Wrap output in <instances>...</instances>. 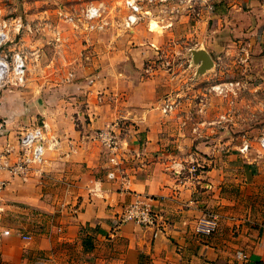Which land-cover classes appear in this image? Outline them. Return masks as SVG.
I'll use <instances>...</instances> for the list:
<instances>
[{
	"label": "crops",
	"instance_id": "crops-1",
	"mask_svg": "<svg viewBox=\"0 0 264 264\" xmlns=\"http://www.w3.org/2000/svg\"><path fill=\"white\" fill-rule=\"evenodd\" d=\"M249 6L246 26L234 22L221 33L248 36L238 50L264 65V0H250ZM223 55H217L219 66L227 59ZM77 58L104 67L121 60ZM98 74L68 80L76 88L66 95V115L78 122L47 139L40 173L24 180L0 168V178L7 180L0 190V264H264V154L253 153L252 146L240 152L246 138L228 134L222 118L219 128L208 120L203 137L166 132L170 113L157 106L177 86L178 75L164 78L156 69L138 80H110L105 89L113 94L99 95L105 83ZM248 83L264 88L257 76ZM118 118L128 124L114 151L101 145L96 131L109 124L116 130ZM9 144L15 147L11 162L17 140L0 136V154ZM192 161L194 171L188 169ZM112 170L116 178L108 176ZM138 194L154 198L164 216L162 230L117 222ZM212 218L213 231L198 230Z\"/></svg>",
	"mask_w": 264,
	"mask_h": 264
},
{
	"label": "rangeland",
	"instance_id": "rangeland-1",
	"mask_svg": "<svg viewBox=\"0 0 264 264\" xmlns=\"http://www.w3.org/2000/svg\"><path fill=\"white\" fill-rule=\"evenodd\" d=\"M89 1L0 0V31L7 33L0 43V59L11 63L9 71L0 77L3 139L17 140L22 130L42 123H46L47 136L52 137L68 123L78 122L66 115L71 104V97H67L68 102L66 95L73 88L67 79L70 72L75 82L85 79L89 72H98L105 83L97 88L98 94L109 95L114 90L105 89L108 81L138 80L142 74L159 69L164 78L178 75L179 81L173 90L165 91L162 100L177 101V107L164 114L166 132L203 137L207 121H215L219 128L218 119L222 118L228 134H243L253 143V153L264 154L259 147L264 136V88L248 83L253 76L264 79V65L253 64L246 50H238L240 39L248 36L234 31L221 33L228 24L246 26L251 21L247 16L250 0H144L140 21L131 28L125 24L126 0H99L102 14L93 29L80 15ZM55 31L62 35L58 42ZM199 49L211 54L212 66L201 68V61L194 57ZM16 53L26 64L22 76L17 74ZM219 53L227 57L220 66ZM90 54L121 60L109 61L105 67L101 63L89 67V62L77 58ZM141 58L140 66L137 62ZM113 123L119 126L115 130L119 139L128 123L124 125V118ZM108 127L113 128L112 124Z\"/></svg>",
	"mask_w": 264,
	"mask_h": 264
},
{
	"label": "built area",
	"instance_id": "built-area-1",
	"mask_svg": "<svg viewBox=\"0 0 264 264\" xmlns=\"http://www.w3.org/2000/svg\"><path fill=\"white\" fill-rule=\"evenodd\" d=\"M97 1V2H95ZM142 1L144 0H126L125 6L127 7V14L125 16V24L127 27H132L136 23L140 21L141 18V8H142ZM152 1V0H148ZM103 3L99 0H91L86 2V4L82 7L80 11L81 17L88 23V28L93 29L95 27L94 21L97 18H100L102 14ZM72 19V18H69ZM22 23H19L21 26ZM56 32V31H55ZM60 32L57 31L54 33V40L60 41L61 40ZM4 37H7V33L5 31H0V43ZM14 62H16V70L17 74L23 75L26 71V64L22 60L19 53L15 54ZM2 60V59H0ZM7 61L10 67V62ZM68 80L74 79V73L70 72ZM177 107V101L171 100L170 98L165 99L164 103L162 104L163 112H170L173 111ZM5 125L1 121L0 122V131L3 133ZM96 137L100 140V142L105 145L107 148L111 150H116L119 144V139L115 133L114 128L105 127L100 128L96 131ZM46 133V123L36 124L34 126L28 127L22 130L17 138V147H16V156L13 161L10 162L9 155L15 148L12 145H8L0 154V159L3 157V160L0 162V168L2 166L6 167L14 176H18L24 180H27L31 177L32 173L37 172L40 173V164L42 163L46 149L48 147V139ZM259 147L261 151L264 152V136L259 141ZM252 144L248 140L245 139L242 145L238 148V150L242 153H248ZM180 165V170L185 168V165L181 162H177ZM189 170H196L197 169V162L192 161L189 165ZM110 178H116V173L114 170L108 173ZM7 183L6 179L0 178V190L5 187ZM99 187H93L92 191L97 192ZM164 216L162 211L155 206L154 198L150 195H143L138 194L136 198L129 203H126L123 210L117 216V222L123 223L127 221H134L144 226L148 227H155L157 230H162ZM217 226V221L212 218L208 220H202L201 224L198 227V230H202L204 232H211ZM238 255L242 258H246L247 255L239 251Z\"/></svg>",
	"mask_w": 264,
	"mask_h": 264
},
{
	"label": "water",
	"instance_id": "water-1",
	"mask_svg": "<svg viewBox=\"0 0 264 264\" xmlns=\"http://www.w3.org/2000/svg\"><path fill=\"white\" fill-rule=\"evenodd\" d=\"M194 57L198 61H201V68L205 69V67H210L212 66L213 63V58L211 54H209L206 50L204 49H199L194 52Z\"/></svg>",
	"mask_w": 264,
	"mask_h": 264
},
{
	"label": "bare ground",
	"instance_id": "bare-ground-1",
	"mask_svg": "<svg viewBox=\"0 0 264 264\" xmlns=\"http://www.w3.org/2000/svg\"><path fill=\"white\" fill-rule=\"evenodd\" d=\"M10 67L7 62L0 60V77H4L5 74L9 71ZM17 69V68H16Z\"/></svg>",
	"mask_w": 264,
	"mask_h": 264
}]
</instances>
